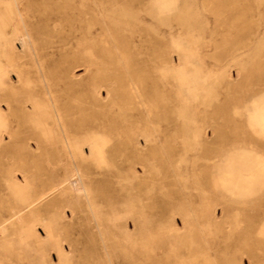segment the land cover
Returning <instances> with one entry per match:
<instances>
[{
  "label": "rangeland",
  "instance_id": "obj_1",
  "mask_svg": "<svg viewBox=\"0 0 264 264\" xmlns=\"http://www.w3.org/2000/svg\"><path fill=\"white\" fill-rule=\"evenodd\" d=\"M0 108V264H264V0H0Z\"/></svg>",
  "mask_w": 264,
  "mask_h": 264
},
{
  "label": "bare ground",
  "instance_id": "obj_2",
  "mask_svg": "<svg viewBox=\"0 0 264 264\" xmlns=\"http://www.w3.org/2000/svg\"><path fill=\"white\" fill-rule=\"evenodd\" d=\"M20 17V16H19ZM23 25V24H22ZM26 33V32H25ZM27 36V35H26ZM29 40V39H28ZM27 40V41H28ZM20 43V42H19ZM30 46V45H29ZM35 56V55H34ZM8 69V68H7ZM76 76V75H75ZM74 78V77H73ZM234 80V79H233ZM16 85V84H15ZM45 85V84H44ZM47 92V91H46ZM7 106V105H6ZM3 107V106H2ZM30 108V107H29ZM1 109V108H0ZM7 109H9V106H7ZM5 110V109H4ZM3 109H2V111H3V114L5 115L6 113H5V111H4ZM28 110H30V109H28ZM58 125H59V122H58ZM60 128V127H59ZM61 131V130H60ZM1 133V132H0ZM4 133V132H3ZM3 135V134H2ZM63 135V134H62ZM64 137V136H63ZM208 138V137H207ZM0 141H1V139H0ZM67 148H68V146H67ZM33 150V149H32ZM72 159V158H71ZM73 161V160H72ZM74 165V164H73ZM14 174V173H13ZM15 177V176H14ZM14 180V179H13ZM21 181V180H20ZM16 183V182H15ZM20 183V182H19ZM253 185H255L254 183H252ZM68 185H69V187H70V189L72 190V191H74V192H77V191H83V187H82V181H81V177H80V175H79V173L78 172H76L75 171V174L74 175H72L71 177H70V179L68 180ZM257 186V185H256ZM20 187H21V185H20ZM220 187V186H219ZM253 187V186H252ZM250 188V187H249ZM263 188H264V186H263ZM253 189V188H252ZM21 189H19V191H20ZM62 190V189H61ZM251 191V190H250ZM242 192V191H241ZM245 192H248V191H245ZM253 192H256L255 190L253 191ZM244 193V192H243ZM252 193V192H251ZM85 194V193H84ZM226 195V194H225ZM247 195H249V194H247ZM252 195V194H251ZM51 196V195H50ZM230 196V195H229ZM219 197V196H218ZM239 197V196H238ZM242 197V196H241ZM240 197V198H241ZM245 197V196H244ZM248 198V197H247ZM238 199V198H237ZM226 200V199H225ZM211 202V201H210ZM89 208V207H88ZM91 210V209H90ZM216 213H217V211H216ZM116 214V213H115ZM114 215V214H113ZM125 215V214H124ZM63 217V216H62ZM67 217V216H66ZM92 217H94V216H92ZM116 217V216H115ZM112 219V218H111ZM69 220V219H68ZM110 220V219H109ZM9 221V220H8ZM221 221V220H220ZM70 222V221H69ZM37 223V222H36ZM35 224V223H34ZM110 225V224H109ZM34 226V225H33ZM48 226H49V224H48ZM31 227V226H30ZM47 227V226H46ZM34 228V227H33ZM51 228V227H50ZM115 228V227H114ZM175 228V227H174ZM29 229V228H28ZM47 229V228H46ZM166 229H168V228H166ZM30 230V229H29ZM48 230H49V228H48ZM125 230V229H124ZM171 230V229H170ZM25 231V230H24ZM33 231H34V229H33ZM32 231V232H33ZM45 231V230H44ZM126 231V230H125ZM172 231V230H171ZM21 232V231H20ZM168 232H169V230H168ZM22 233V232H21ZM46 233V232H45ZM51 233H52V231H51ZM174 233V232H173ZM172 233V234H173ZM16 235H17V233H16ZM124 235V234H123ZM20 236V235H19ZM19 236H18V238H19ZM29 236V235H28ZM125 236H126V234H125ZM25 237L26 236H24V239H25ZM101 237V236H100ZM35 238V237H34ZM113 238V237H112ZM180 238V237H179ZM21 239V238H20ZM27 239V238H26ZM25 239V240H26ZM118 239V238H117ZM264 239V238H263ZM124 240V239H123ZM122 240V241H123ZM21 242H22V240H21ZM102 244V243H101ZM63 252V251H62ZM66 253V252H65ZM68 256V255H67ZM247 260H248V262H249V264H252V257H250V256H248L247 257Z\"/></svg>",
  "mask_w": 264,
  "mask_h": 264
}]
</instances>
